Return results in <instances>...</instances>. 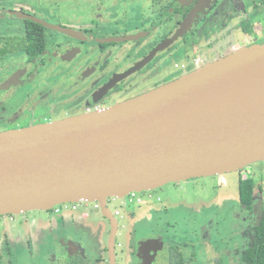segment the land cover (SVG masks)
I'll return each mask as SVG.
<instances>
[{"label":"water","instance_id":"95a60500","mask_svg":"<svg viewBox=\"0 0 264 264\" xmlns=\"http://www.w3.org/2000/svg\"><path fill=\"white\" fill-rule=\"evenodd\" d=\"M194 14L172 42L191 28ZM264 162V45L112 107L0 132V217L99 202Z\"/></svg>","mask_w":264,"mask_h":264},{"label":"flooded vegetation","instance_id":"af4514ba","mask_svg":"<svg viewBox=\"0 0 264 264\" xmlns=\"http://www.w3.org/2000/svg\"><path fill=\"white\" fill-rule=\"evenodd\" d=\"M227 1L234 11L233 20L228 21L242 17V30L237 33L249 36L250 44H264V0H0V132L100 111L186 75L187 70H177L161 77L176 59L202 45L195 37L198 27L212 16L218 31L227 27L216 20ZM72 10L79 14L71 18ZM192 14L191 28L172 42ZM90 23V28L81 27ZM257 25L262 29L258 31ZM237 49L234 46L231 51ZM200 61L207 62L202 57ZM18 90H27L28 104L14 102ZM56 208L54 212L60 214ZM243 208L248 216L254 211ZM251 227L241 232L243 251ZM54 239L53 264H110L109 244L104 248L108 255L103 256L60 225ZM11 244L8 240L7 245ZM5 249L13 256L11 246ZM165 253L169 264L176 260L184 264L185 250L174 243L167 250L160 242L132 248L130 264L145 260V264H160L159 256ZM3 256L0 253V264H6Z\"/></svg>","mask_w":264,"mask_h":264},{"label":"rangeland","instance_id":"374dc122","mask_svg":"<svg viewBox=\"0 0 264 264\" xmlns=\"http://www.w3.org/2000/svg\"><path fill=\"white\" fill-rule=\"evenodd\" d=\"M232 6L233 4L227 1L220 17L216 19L219 26L227 24V27L218 31L212 24L215 18L212 16L202 27H198L195 37L202 45L200 43L197 49H191L189 56L182 60L176 59L161 77L185 70L191 73L227 56L234 46H238L235 50L238 51L264 45L261 42L250 44L249 36L237 33L242 30V17L236 12V20L233 23L228 21L233 20ZM83 10L81 9V13ZM70 13L72 18L73 15H78L79 11L72 10ZM81 27L90 28L91 23ZM256 28L258 31L262 29L259 25ZM230 32L232 35H229ZM195 50L199 51L198 56L195 55ZM196 57H202L207 62L197 68ZM27 90L16 91L13 95L14 102L28 104ZM25 108L27 107L23 109ZM247 170L252 174L257 187L254 211L249 215L250 218L244 213L240 201L241 170L195 178L191 182L188 180L170 183L151 192H141L138 196L144 198L142 204H138L136 200L125 203L129 198H110L108 208L113 213L120 209L123 215L117 216V243L121 244L120 248L117 246L118 264H130L132 248L138 246L142 249L144 245L149 246L154 242H160L167 250L173 243L177 244L181 250L186 251L184 264H241L244 253V237L241 232L256 225L264 213V162L252 164L249 169H244L245 172ZM149 194L153 198H149ZM85 202L79 209H73L76 203L61 204L60 214H56L54 208H51L0 217V253L4 254L3 263L50 264L53 261L50 255L55 247L54 234L58 225L63 226L72 237L85 240L88 247L96 248L95 252L107 256L108 251L104 248H108L111 222L103 215L101 208L95 207L96 202ZM84 211L89 212L88 219L82 217ZM26 216L27 218H23ZM8 240H11V245H7ZM7 246H11L13 256L10 251H5ZM55 254L57 256V253ZM159 257L160 264H169L167 253ZM217 257L220 258L219 262L216 261ZM139 258L138 260H141V257ZM145 261L137 264H145Z\"/></svg>","mask_w":264,"mask_h":264},{"label":"trees","instance_id":"16d2710c","mask_svg":"<svg viewBox=\"0 0 264 264\" xmlns=\"http://www.w3.org/2000/svg\"><path fill=\"white\" fill-rule=\"evenodd\" d=\"M241 171L242 172L239 183L240 201L243 207L249 209L250 211H253L255 192L257 188L256 182L251 176L248 177L247 175H245L243 170ZM248 236H250V238ZM246 238H247L246 239L247 243H246L245 251L242 256L244 261L243 263L264 264V213L262 214L259 222L249 230ZM116 246H119V244L117 243ZM52 254L50 255L51 258H52ZM75 254L76 255L74 256H77V253ZM50 264H53V261L50 262ZM75 264H82V263L81 261H76ZM174 264H180L179 260H176Z\"/></svg>","mask_w":264,"mask_h":264},{"label":"built area","instance_id":"2783aa9c","mask_svg":"<svg viewBox=\"0 0 264 264\" xmlns=\"http://www.w3.org/2000/svg\"><path fill=\"white\" fill-rule=\"evenodd\" d=\"M201 61H200V58L199 57H197V58H195V63H196V65L197 66H199L201 63H200ZM146 192V191H145ZM147 192H151V191H147ZM138 192H132V193H130L129 195H127V196H125V197H123V198H113V199H125V198H129L130 200H127L125 203H128V201H130V202H132V201H134V200H136L137 201V203L138 204H142V203H144V198H142V197H140V196H138ZM149 198H153V196L151 195V194H149ZM109 201V200H108ZM86 203V202H85ZM67 204V203H66ZM83 204V202H79V203H76L75 205H77V206H73V209H79L80 207H81V205ZM57 208H56V212H60L61 211V207H60V205H58V206H56ZM60 207V208H59ZM95 207L96 208H101V204L99 203V202H96V205H95ZM88 214H89V212L88 211H84L83 212V215L84 216H88ZM115 215L116 216H122V212H121V210L120 209H117L116 210V212H115Z\"/></svg>","mask_w":264,"mask_h":264},{"label":"crops","instance_id":"0c3cea01","mask_svg":"<svg viewBox=\"0 0 264 264\" xmlns=\"http://www.w3.org/2000/svg\"><path fill=\"white\" fill-rule=\"evenodd\" d=\"M81 215H82L83 218H87V217H89L90 214H88V216H84L83 214H81Z\"/></svg>","mask_w":264,"mask_h":264}]
</instances>
